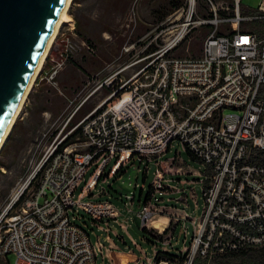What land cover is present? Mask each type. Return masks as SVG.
I'll return each instance as SVG.
<instances>
[{"label": "built area", "instance_id": "1", "mask_svg": "<svg viewBox=\"0 0 264 264\" xmlns=\"http://www.w3.org/2000/svg\"><path fill=\"white\" fill-rule=\"evenodd\" d=\"M227 1L219 13L213 0H185L166 19L175 28L161 46L121 63L96 84H83L67 99L36 144V165L0 209V264H11L9 254L14 255L12 264H102L103 241L109 236L101 239L100 234L110 222L129 218L135 197L124 195L122 213L111 200L99 198V182L130 158L159 166L173 141L196 157L203 173L208 171L200 214L225 219L214 238L211 229L199 226L185 259L175 264H192L196 254L264 245V163L250 160L254 149L264 150V0L255 8ZM138 16V0H132L126 25L134 27ZM196 27H206L199 54H171ZM59 40L47 71L37 77L54 88L59 71L78 48L72 25ZM131 46L125 41L121 52ZM139 61L130 74L119 76ZM102 85L111 86L110 91L78 116ZM175 172L186 174L181 167ZM155 177L147 198L139 201L136 215L141 220L164 207L155 192L176 188L158 167ZM179 181L187 183L186 177ZM94 230L100 234L92 240Z\"/></svg>", "mask_w": 264, "mask_h": 264}, {"label": "rangeland", "instance_id": "2", "mask_svg": "<svg viewBox=\"0 0 264 264\" xmlns=\"http://www.w3.org/2000/svg\"><path fill=\"white\" fill-rule=\"evenodd\" d=\"M164 1L165 4L163 5H169L166 3L167 0ZM157 2L158 0H138V17H147L149 24L137 22L136 25L131 28L130 25H126L125 20L132 4L131 0L123 13L118 14L114 19L112 27L113 33L110 36L106 32L98 33V6L95 0H71L68 9L70 20L63 22L62 25L59 26L44 57L38 75L35 77V80L32 81L31 87L33 82L40 81L52 88L48 82L37 80V77L40 73L43 74L42 69L47 68L49 55L54 54L59 47V36L62 32L67 31L69 25L73 26V37L78 44V48L73 56L69 58L70 61H67L71 66H67L66 64L60 71L67 67H72L78 81H80L78 85L75 83L71 87L72 96L83 84L87 83L91 86L96 82L98 77L95 76V73H89L87 71L88 66L91 65L90 59H95V56L105 55L107 57L105 62L102 63V67H105V72H109L119 67L121 63L128 58L130 59V57L145 53L146 49L151 45L155 48L161 46L173 33L175 26L172 25L173 22L165 18L158 20L159 15L156 14V11H153ZM213 2L219 13H222L225 10V6L229 4L227 0H213ZM241 2L244 6L255 8L259 0H241ZM184 4L185 0H182L181 5L173 10L175 11L181 8ZM201 7V2H198V11L202 9ZM159 11L158 14H160ZM77 18L84 19L86 26L90 29L92 34H95V36H91L90 41L82 39L80 33L77 31ZM180 20L181 19L177 22ZM205 33L206 27L192 28L179 45L171 51V54L178 56L199 54ZM104 35H107V37H104ZM125 41L131 42L132 46L129 48V51L121 52V47ZM87 46L92 47V51L88 50ZM141 64L142 61H139L132 67H138ZM126 71L128 73L132 72L131 69H127ZM30 90L24 98L21 110L13 122L14 124L16 121L20 123L23 121L24 124L27 123L25 122V117L27 115L25 102L29 98ZM107 92L108 90L105 86L101 87L82 104V108H91L98 103ZM77 115L80 116L81 113ZM52 122L53 118L48 119L38 129L31 130L28 134V140L21 142L16 150L15 148L12 150L6 148L2 151V154L0 153V209L5 202L8 201L10 194L16 186L36 165L38 159V151L35 150L36 144L40 141L42 132L45 131ZM4 143L2 145H4ZM173 156L177 158L170 159V157ZM160 160L159 166H157L153 160L147 161L146 164L145 161L139 164L136 160L125 161L124 164H121L124 169L123 173L117 176H113L114 173H112L107 176L106 180L103 178L102 181L99 182V184L101 183L100 185L103 186L102 191L98 194L99 198L111 200L122 213H125L126 209L122 203L125 201L124 195L133 193L134 197L137 198L139 187H141V198H143L147 190V184H152L153 180L156 178L155 170L157 167L163 174L164 179H173L171 183L176 186V188L164 187L161 189L163 192H155L159 199L158 202L162 203L164 207L161 210H157V214L151 219L141 220V218L136 215L139 209V202L134 199L131 205L132 211L128 214V219H125V216H121L119 222H110L108 231L101 232L100 234L99 231L94 230L90 233L92 240L95 239V235L99 234L101 239L104 234H108L109 236L107 241H103L102 264H155L157 262L154 260V255L158 251L181 254L184 260L186 254L190 251L193 235L199 226L204 227L206 230L211 229L213 233L212 238H214L220 223L225 220L222 215L216 216L213 213H209L208 215L200 214L203 202L201 197V186L206 187L208 185L209 174L206 172L203 173L200 170V163L195 161L196 159L192 160L190 155H188L180 144L173 141L169 150L161 156ZM144 167L146 179L142 184L141 172ZM178 167H181V171L186 172V174L176 173L175 171ZM91 169L92 168L88 170L87 174ZM181 177H186L187 183H181L179 181ZM205 179H207L206 182ZM162 182L166 181L162 180ZM135 184H137V186H135ZM120 199L122 201H120ZM194 200L197 201V208L195 207ZM185 213L191 216L185 215ZM160 219H163L164 226L162 229L151 226L152 221H158ZM120 223L124 224L126 229L120 226ZM82 225L86 227L85 224ZM141 227L146 228L144 234L146 236H152L153 243L145 241V238L142 236ZM128 254L132 255V259H129ZM215 255L217 254L212 252L211 254H207L204 258H206L207 263L211 264V260ZM8 259L12 264L14 255L9 254ZM137 259L138 262L135 263ZM182 259L176 260V257H174V259L171 258L168 260L171 261L172 264H175L177 261L181 263ZM99 261H101L100 257H98V262Z\"/></svg>", "mask_w": 264, "mask_h": 264}, {"label": "water", "instance_id": "3", "mask_svg": "<svg viewBox=\"0 0 264 264\" xmlns=\"http://www.w3.org/2000/svg\"><path fill=\"white\" fill-rule=\"evenodd\" d=\"M64 3L65 0H0V137Z\"/></svg>", "mask_w": 264, "mask_h": 264}, {"label": "trees", "instance_id": "4", "mask_svg": "<svg viewBox=\"0 0 264 264\" xmlns=\"http://www.w3.org/2000/svg\"><path fill=\"white\" fill-rule=\"evenodd\" d=\"M130 1L131 0H95V3L98 6V16H97V24L99 26L98 33L106 32L111 36L113 33L112 27H113L114 19L118 14L123 13V11L126 9L127 4ZM181 2L182 0H167L166 3H168L169 5H163L165 4V1L158 0V2L156 3V7L153 9V11H156V14L159 15L158 20H162L168 12L179 7L181 5ZM158 11L160 14H158ZM76 23H77V31L80 33L82 39H84L85 41H90L91 36L92 35L95 36V34H92L90 29L86 26L84 19L77 18ZM153 49H155V47L151 45L148 49H146L145 53L149 52V50L152 51ZM68 62L66 63L67 66H71L70 63ZM110 89L111 86L107 87L108 91H110ZM59 98L60 97H58V99ZM39 114H40L39 109L32 112L33 118L34 120H36V122L39 121L38 120ZM28 127L29 125H27V123L24 124V123H20L19 121H16L9 134L7 141L1 147L0 153L2 154V151L6 148H9L11 150L15 148L16 150L21 142L27 141L28 134L31 131ZM35 128H36L35 124H33L32 130H34ZM185 151L188 153V155H190V158L192 160L196 159V157L193 156L189 151L187 150ZM131 160H136L138 164L142 162L140 157H137L136 159L130 158V161ZM250 160L254 162L264 163V150L254 149L250 154ZM195 161L198 160L196 159ZM123 172L124 169L122 168V165H119L118 168L115 170L113 176H117ZM144 172H145V167L141 172L142 184L145 182L146 179ZM206 173H208V171H206ZM206 181L207 179H205V182ZM150 188H151V183L147 184V190L143 196L144 199L147 198ZM141 190H142L141 187H139V191H138L139 193L137 195V198H134L137 202L143 199L141 198ZM81 221L84 224L87 223L85 220H81ZM140 229L142 231V236L145 238V241L153 243L154 241L152 239V236H146L144 234L146 228L141 227ZM158 252L154 255V260H156L157 262L155 264H158L163 259L168 260L171 258L174 259V257H176V260H181L183 257V255L181 254H174L168 251H158ZM177 263H180V261H177ZM192 264H209V263H207L206 258L196 254L192 261ZM211 264H264V245L258 247L243 248L232 252L217 254L211 260Z\"/></svg>", "mask_w": 264, "mask_h": 264}, {"label": "crops", "instance_id": "5", "mask_svg": "<svg viewBox=\"0 0 264 264\" xmlns=\"http://www.w3.org/2000/svg\"><path fill=\"white\" fill-rule=\"evenodd\" d=\"M173 11L168 12L164 18L167 19L172 14ZM137 22L142 23V24H149L147 17H138ZM104 37H107V35H104ZM109 55H111V54H109ZM133 58L134 57H130V59L128 58L126 61H129ZM105 59H107V57L105 55H103V56L97 55V56H95V59H90L91 65L88 66L87 71L89 73H96L97 71L102 69L103 68L102 63L105 62ZM126 61H124V62H126ZM134 65L135 64H132L129 67L121 70L119 72V76H125V75L130 74L126 70L131 69L133 71L134 69L137 68V67H132ZM46 71H47V68L42 69L43 73H45ZM107 74H108V72H105L102 70L101 74L98 76V78L94 84H96L99 80L104 78ZM56 79L58 80V88H53V87L51 88V87L45 85L43 82H40V81L33 82V85L31 87V90L29 93V98L25 102L26 112H27V115L25 117L26 118L25 121L27 122V125H29L28 128L30 130H32L33 124H35V127H36L35 129H38L48 119L53 118V120H54L58 116V114L60 113L62 108L64 107L67 99L72 96L71 95V90H72L71 87L75 83L78 85L80 82V81H78V78L75 75V72H74L72 67H67L64 70L59 71ZM114 83H118V81H114ZM101 87H103V85L100 86L99 88H97L96 91H98ZM58 97H60V98L58 99ZM37 109H39V111H40L38 122H36V120H34L33 115H32V112L37 110ZM89 109H84L81 107L79 113H81V115H82L86 111H88ZM21 123H23V121H21ZM128 255H129V259H132V255L131 254H128ZM137 262H138V259L135 261V263H137Z\"/></svg>", "mask_w": 264, "mask_h": 264}, {"label": "bare ground", "instance_id": "6", "mask_svg": "<svg viewBox=\"0 0 264 264\" xmlns=\"http://www.w3.org/2000/svg\"><path fill=\"white\" fill-rule=\"evenodd\" d=\"M70 3H71V0H65V3H64V5H63V7L61 9V12L59 13L58 19H57V21H56V23H55V25H54V27L52 29V32H51V34H50V36H49V38H48V40H47V42L45 44L43 52L41 53L36 65H35V68L33 70V73L31 75V78L29 79V81H28V83H27V85L25 87L23 95L21 96V99H20L19 103L17 104V106H16V108H15V110H14V112H13V114H12V116H11L7 126H6V128L4 129V131H3V133H2V135L0 137V147L3 144V142L5 141V138H6L7 134H8V132H9L13 122L16 119V116L19 114V112L21 110L24 98H25L26 94L28 93V91H29V89L31 87V84H32V81L34 80L35 75L37 74V72L39 71V69H40V67H41V65L43 63L44 57H45V55H46V53H47V51H48V49L50 47L51 42L53 41V38H54L59 26L62 25L63 22L70 20V17L68 15V9H69ZM162 220L163 219H160L158 221H156V220L152 221L151 226L158 227V228L162 229L163 226H164Z\"/></svg>", "mask_w": 264, "mask_h": 264}]
</instances>
